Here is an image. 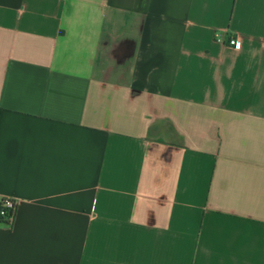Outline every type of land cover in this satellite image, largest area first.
<instances>
[{
  "label": "crops",
  "instance_id": "1",
  "mask_svg": "<svg viewBox=\"0 0 264 264\" xmlns=\"http://www.w3.org/2000/svg\"><path fill=\"white\" fill-rule=\"evenodd\" d=\"M3 199L0 264H264V0H0Z\"/></svg>",
  "mask_w": 264,
  "mask_h": 264
},
{
  "label": "water",
  "instance_id": "2",
  "mask_svg": "<svg viewBox=\"0 0 264 264\" xmlns=\"http://www.w3.org/2000/svg\"><path fill=\"white\" fill-rule=\"evenodd\" d=\"M155 120L151 121L147 127V132L150 130V128L154 125ZM170 123L172 124L173 128L175 129L174 123L173 121H170ZM147 140L150 141L151 143H148V147L150 148V151L153 152V149H158L160 147V145L156 142L155 138L152 137H147ZM165 144V156H167V166H170L173 162V159L175 156L179 155L182 151L183 148L185 147V144H183V146L181 147H174L171 146L170 144H168V142L164 141Z\"/></svg>",
  "mask_w": 264,
  "mask_h": 264
},
{
  "label": "flooded vegetation",
  "instance_id": "3",
  "mask_svg": "<svg viewBox=\"0 0 264 264\" xmlns=\"http://www.w3.org/2000/svg\"><path fill=\"white\" fill-rule=\"evenodd\" d=\"M149 135L157 139H165L167 142H171L175 139V133L171 131L170 126L163 121L155 122L151 127Z\"/></svg>",
  "mask_w": 264,
  "mask_h": 264
},
{
  "label": "built area",
  "instance_id": "4",
  "mask_svg": "<svg viewBox=\"0 0 264 264\" xmlns=\"http://www.w3.org/2000/svg\"><path fill=\"white\" fill-rule=\"evenodd\" d=\"M228 45L235 50H240L241 48V40L238 37H232L228 40ZM17 206L16 201L11 199H3L0 208V216H4V212L13 211Z\"/></svg>",
  "mask_w": 264,
  "mask_h": 264
},
{
  "label": "trees",
  "instance_id": "5",
  "mask_svg": "<svg viewBox=\"0 0 264 264\" xmlns=\"http://www.w3.org/2000/svg\"><path fill=\"white\" fill-rule=\"evenodd\" d=\"M2 201L0 202V208H1ZM15 211H16V208L13 211L4 212V216L3 217L0 216V224H3L5 226H7V227H11V225L13 223Z\"/></svg>",
  "mask_w": 264,
  "mask_h": 264
}]
</instances>
